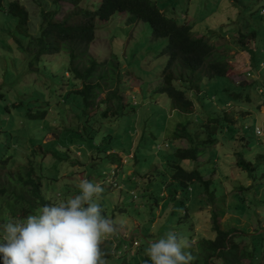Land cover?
<instances>
[{"label":"rangeland","instance_id":"1","mask_svg":"<svg viewBox=\"0 0 264 264\" xmlns=\"http://www.w3.org/2000/svg\"><path fill=\"white\" fill-rule=\"evenodd\" d=\"M16 1L30 12L33 37L40 33L44 13L51 22L76 26L80 24L79 18L74 19L77 15L83 18L82 12L95 11L100 3L2 1L0 160L9 163L3 167L0 162L2 181H7V173L28 168L31 161L46 177L47 198L57 204L79 194L81 180L98 182L104 192L96 202L103 215L121 225L117 233L103 240L112 242L116 264L125 258L133 259V264H144L149 260L146 252L150 241L164 238L169 231L190 237L191 229L196 230V238L189 240L188 251L201 262L204 241L215 236L212 214L218 213V208L205 209L200 191L206 185L199 183L192 184L193 191L181 189L177 196H171L175 190L168 186L171 179L163 184L169 175L162 156L166 150L175 152L187 147L186 140L179 145L167 137L175 130V124L190 122V128L196 130L206 122L209 108L224 112L220 95H229L222 90L229 88L240 92L238 101H230L225 107L234 117L242 115L236 117V130L240 131L236 132L237 139L224 143L222 134L206 156L198 162L182 164L190 170L199 169L206 181L212 180L222 188V230L234 227L251 235L258 231L264 240V158H258L259 154L264 155V102L260 96L264 87V50L257 57V68L250 59L251 51L264 47V0H152L167 17L191 26L194 37L210 40L218 53L227 52L229 56L227 77L203 80L202 91L194 92L193 97L199 108L191 114L174 110L168 97L158 91L164 84L163 70L168 61L167 56L159 54L168 40L154 39L150 24L125 13L115 14L108 22L97 21L96 39L89 46V54L100 62L116 58L120 72L115 84L105 85L96 99L97 105L86 110L84 99L71 93L80 89L82 83H75L73 75L67 73V54L43 55L38 61L31 51L18 47L17 41L26 47L29 40L15 32L18 20L7 14L8 6ZM242 34L247 35L243 38ZM112 91L116 93L111 95ZM249 92L254 100L244 105L241 102L247 101L243 96ZM209 94H215L218 100H208V106L204 101ZM257 126L262 130L259 136L254 132ZM243 130L248 141L239 139ZM240 143L246 150L244 158L258 162L251 179L237 167L235 155ZM244 186L252 188L242 190ZM213 189L212 184L210 190ZM206 211L210 214L205 216ZM1 219L6 221V214ZM121 239L127 242L120 244ZM240 245L251 246V241L243 240ZM243 264L249 261L244 260Z\"/></svg>","mask_w":264,"mask_h":264},{"label":"trees","instance_id":"2","mask_svg":"<svg viewBox=\"0 0 264 264\" xmlns=\"http://www.w3.org/2000/svg\"><path fill=\"white\" fill-rule=\"evenodd\" d=\"M67 1L74 4L79 2V0ZM2 6V0H0V8ZM7 13L18 20L14 28L15 32L29 40L26 47H23L16 40L18 47L22 50L31 51L35 55L36 60L40 61L43 55H55L62 52L67 54L69 58L67 73L73 75L75 83L79 81L82 83L80 89L71 93L84 99L86 110L97 105L96 99H98L100 92L104 91L105 85L109 82L111 85L115 84L117 75L120 72V64L116 58H110L112 61L100 62L89 54V46L96 39L97 21L107 22L117 13H126L136 17L139 21L150 24L154 39L165 38L168 40L167 45L159 54L167 56L168 61L163 70L164 84L158 91L168 97L174 110L182 114L196 112L199 106L195 105L193 100L194 92L200 93L202 91L203 80L218 77L226 78L230 70L227 52L218 53L216 46L210 40L194 37L191 26L180 24L176 20L167 17L152 0H100V5L95 11L86 10L82 12L81 16L83 18L79 17V15L75 18V15L71 17L80 19V24L76 26H66V24L55 22L54 20L51 22L49 15L46 16L44 14L43 24L37 37H33L30 34L31 16L29 10L23 4L18 1L11 3L8 6ZM246 35L242 34V37L245 38ZM261 50H264L262 45L256 52H250L252 53L250 59L254 68L258 67L257 57ZM75 85L73 84L74 87ZM222 90L229 92L227 96L220 95V100L224 104L221 105L224 107V112L217 111V108L211 107L208 110L209 114L206 122L204 120L198 129H191L190 122L186 124L179 122L175 124V130L168 134L167 137L171 141H177L179 145L181 140H186L187 147H179L175 152L174 150H166L163 154L162 159L166 164V170L169 175L163 184H166L171 179V183L168 186H174L175 190V193L171 196H177L181 189L186 192L193 191V183L206 185L203 191H200L205 209L209 207L212 209L211 211H216L214 209L218 208V213L214 212L212 214V231L215 236L205 240L204 243L202 242L204 249L199 258L201 262L196 259L193 264H243L244 260H248L249 264H263L261 261L264 260V240H262V236L257 235L258 231L251 235L238 231L234 227L222 230L219 223L220 218L225 215L219 197L222 188L212 180L206 181L199 169L190 170L182 164L185 161L198 162L200 157L206 156L209 148L215 146L217 139L222 134L225 135L223 138L224 143L229 144L237 139L236 134L240 131L237 132L236 130V117L242 115L239 114L234 117L233 114L228 113L229 111L225 107L230 101H238L240 92L229 88H223ZM114 93L116 91H112L111 95ZM253 96L251 97L249 92L243 96L248 103H241L244 105L252 104ZM208 100L212 102L218 100V97H215V94L212 96L209 94V98H205L204 101H207L209 106ZM259 103L262 102L259 100ZM259 107L260 105L257 106V108ZM44 115L46 116V114ZM166 128H168V125ZM244 130L241 132L240 141L243 139L247 140ZM143 136L144 133L142 132L141 139ZM241 148H243L242 143H240L235 155L237 167L239 170L247 172L245 174L251 179L253 173L257 170L258 162L253 163L246 160L243 156L246 154V150L244 148L241 150ZM213 157L216 158L217 156L214 155ZM5 158L7 157H2V159ZM258 158L263 159L264 155L259 154ZM0 162L3 167L9 164L7 160H0ZM29 164L28 168H22L19 172L7 173L5 175L6 182L1 180L3 174L0 171V226L10 220H24L28 215H34L44 205L57 204V201L51 202L45 194L44 179L46 177L40 167L34 165L31 161H29ZM35 173L38 178H35ZM49 180L54 181L53 179ZM212 184L214 189L210 190V185ZM241 188L246 190L252 187L246 188L244 186ZM5 214L7 219L3 221L1 218ZM185 214L186 216L189 215L187 211ZM207 214H210V211L204 213L205 216ZM191 230L193 233H190V237L183 234H181V237H186L192 241L196 238V230ZM179 232L182 233L181 231ZM246 239L251 241V246L242 248L240 243ZM126 242V240L121 239L120 244ZM101 249L106 253L103 257L105 264H116L114 262L112 242L105 240L101 244ZM133 261V259L128 261L125 258L121 264H133Z\"/></svg>","mask_w":264,"mask_h":264},{"label":"clouds","instance_id":"3","mask_svg":"<svg viewBox=\"0 0 264 264\" xmlns=\"http://www.w3.org/2000/svg\"><path fill=\"white\" fill-rule=\"evenodd\" d=\"M260 96L264 102V87ZM78 188L79 194L66 201L44 205L37 215L0 226V264H105L101 244L121 225L103 215L96 202L104 192L100 183L83 179ZM149 245V260L144 264H193L196 260L187 251L189 240L174 231Z\"/></svg>","mask_w":264,"mask_h":264},{"label":"built area","instance_id":"4","mask_svg":"<svg viewBox=\"0 0 264 264\" xmlns=\"http://www.w3.org/2000/svg\"><path fill=\"white\" fill-rule=\"evenodd\" d=\"M256 133H257L258 135H260L262 132H261V130H260L259 128H256Z\"/></svg>","mask_w":264,"mask_h":264},{"label":"crops","instance_id":"5","mask_svg":"<svg viewBox=\"0 0 264 264\" xmlns=\"http://www.w3.org/2000/svg\"><path fill=\"white\" fill-rule=\"evenodd\" d=\"M8 17V16H7ZM8 20H9V18H8Z\"/></svg>","mask_w":264,"mask_h":264}]
</instances>
